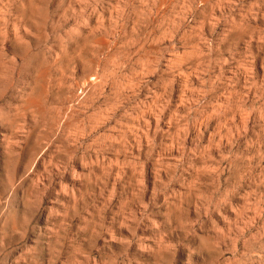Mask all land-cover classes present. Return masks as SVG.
<instances>
[{
	"label": "rangeland",
	"instance_id": "obj_1",
	"mask_svg": "<svg viewBox=\"0 0 264 264\" xmlns=\"http://www.w3.org/2000/svg\"><path fill=\"white\" fill-rule=\"evenodd\" d=\"M0 264H264V0H0Z\"/></svg>",
	"mask_w": 264,
	"mask_h": 264
},
{
	"label": "clouds",
	"instance_id": "obj_2",
	"mask_svg": "<svg viewBox=\"0 0 264 264\" xmlns=\"http://www.w3.org/2000/svg\"><path fill=\"white\" fill-rule=\"evenodd\" d=\"M175 247V245H169L168 246V248H174Z\"/></svg>",
	"mask_w": 264,
	"mask_h": 264
}]
</instances>
